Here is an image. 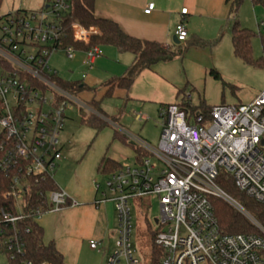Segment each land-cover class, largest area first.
I'll use <instances>...</instances> for the list:
<instances>
[{
  "label": "built area",
  "instance_id": "1",
  "mask_svg": "<svg viewBox=\"0 0 264 264\" xmlns=\"http://www.w3.org/2000/svg\"><path fill=\"white\" fill-rule=\"evenodd\" d=\"M69 9L70 0H46L37 11L19 9L0 16V184L8 185L2 197L15 200L14 214L0 207V254L9 259L23 249L16 235L18 223L79 205L58 188L45 194V209H30L26 200L33 181L53 179L66 112L78 104V98L54 83L56 73L47 66L52 53L62 51L70 60L76 52L62 40L60 20ZM152 9L149 3L143 13ZM179 14L173 34L182 43L187 37V9ZM70 32L82 42L98 34L96 28L77 22ZM256 32L264 37V21H257ZM83 54L82 65L90 69L102 50L94 45ZM159 117L156 147L124 132L136 150L134 164L100 172L105 175L104 189L94 181L99 194L94 204L112 202L117 220V251L106 264H116L120 257L126 264H137L130 243L129 204L145 196L158 198L153 239L162 252L158 264H264V227L217 184L219 177L229 178L239 193L264 205V89L246 104L216 105L208 112L167 104L159 107ZM136 120L144 117L136 115ZM213 199L228 204L255 232H222ZM99 244L88 241L93 250Z\"/></svg>",
  "mask_w": 264,
  "mask_h": 264
},
{
  "label": "rangeland",
  "instance_id": "2",
  "mask_svg": "<svg viewBox=\"0 0 264 264\" xmlns=\"http://www.w3.org/2000/svg\"><path fill=\"white\" fill-rule=\"evenodd\" d=\"M45 3L46 0H3L0 5V16L19 9L37 11ZM235 18L241 28L253 32L250 40L251 56L254 60H259L260 66L245 63L234 56L230 40L232 22H229L223 29L222 36L216 38L212 46L210 64L211 68L220 75V80L208 76L207 71L203 69H189L192 74L190 77L193 79L190 80L187 79L181 65L178 68L173 67L174 74L180 81L177 85L178 89L173 88L174 102L182 99L196 108L221 104H246L264 89V41L256 32L257 21H264V4H252L250 0H243L237 9ZM230 19L232 20L231 17ZM100 48L104 52L103 60L107 64L102 65L103 67L97 64L91 70L87 68V71L83 70L87 73L84 82L89 88L79 94L78 99L83 101L91 99L94 94L96 98L100 97L99 84L109 78L122 76L125 70L119 71L117 61L106 53L104 46ZM172 50L175 53L184 52L182 46L176 44H172ZM200 57L199 52H187L182 60L192 61ZM177 60V63L182 61ZM76 61V59H67L62 51H57L51 54L47 66L63 81H78L81 71ZM92 88L96 89L95 93ZM101 98H98V100L101 99L99 107L104 115H98V117L106 126L100 131L81 122V119L88 118L92 114L90 110L82 109L81 113L80 107L75 105L72 110L66 112L65 124L59 135L64 158L52 174L54 183L60 190L69 191L76 167L81 169L83 177L94 172L93 179L99 181L101 189H104L105 175L95 171V162L99 154H102L101 157L111 155L113 147H115L114 154L120 165L134 164V152L127 144L129 141L125 143L114 140L115 130L144 139L151 147L157 145L162 120L159 117V108L156 103L132 101L117 93ZM132 112L141 114L145 120H135ZM129 206L130 243L133 258L137 260V264H149L151 237L157 230L154 219L160 214L158 198L145 196L131 199ZM115 243V237H110L97 250L90 249L88 245L83 246L79 264H106L107 258L117 251ZM0 264H9L6 255L0 254ZM116 264H126V262L120 257Z\"/></svg>",
  "mask_w": 264,
  "mask_h": 264
},
{
  "label": "crops",
  "instance_id": "3",
  "mask_svg": "<svg viewBox=\"0 0 264 264\" xmlns=\"http://www.w3.org/2000/svg\"><path fill=\"white\" fill-rule=\"evenodd\" d=\"M230 2L231 0L229 2H226V0H96L94 6L95 15L99 18L113 21L124 34L142 41L155 42L164 49H172V44H176L182 46L184 50L181 56H176L170 62H159L152 65L150 69L143 70L134 79L127 91L114 89L112 94H122L125 99L142 103L150 101L156 103L158 108L170 103L178 104L180 100L174 102L175 94L173 88L177 87L178 89L177 85L180 81L177 80L173 67L178 68L181 65L187 79L190 80H193L190 77L192 75L190 73L191 69H203L207 71L206 73L209 76L208 72L212 69L210 62L213 43L216 38L222 36V31L227 24L232 22L229 16ZM149 3L153 4V9L149 14H145L143 9ZM182 8L187 9V15L183 16L187 37L184 42L178 43L175 40L173 31L181 20L179 12ZM104 48L106 53L117 61L116 64L119 66V71L125 69L123 76L133 61V55L127 52H120L112 46H104ZM187 52H199L201 57L197 58V60L183 61L184 54ZM83 57V51H76L74 57L70 60H77V66L79 71H81L80 80L85 84L84 79L87 77V73L83 72L86 69L82 65ZM103 58L104 52L102 50V56L94 61L92 67L97 64L105 66L107 62ZM177 59L182 61L177 63ZM82 74H85L83 79ZM104 82L99 84L100 97L96 98L94 94L89 100L78 99V104L76 105L80 107L81 113L82 109H88L91 111L90 113H94L89 108L88 103L92 100L100 101L102 99L101 97L104 96L106 91V87L102 86ZM92 89L95 93L96 89ZM98 98L101 99L98 100ZM132 113L135 120L136 115L142 116L138 113ZM142 140L146 142V140ZM114 149L115 147H113L111 155L103 157L117 162ZM100 155L102 154H99L95 162L96 172H98V165L103 158ZM63 158L61 152L60 161ZM93 175L94 172L83 177L81 169L76 167L72 185H70L69 191L66 192L77 200L79 205L65 208L58 212L46 213L37 221L42 228L43 242H52L66 264H79L81 250L83 246L88 245L89 240L99 241V247H101L107 238L114 237L116 231L117 220L113 203L94 204V201L99 199V194L94 187L95 180Z\"/></svg>",
  "mask_w": 264,
  "mask_h": 264
},
{
  "label": "trees",
  "instance_id": "4",
  "mask_svg": "<svg viewBox=\"0 0 264 264\" xmlns=\"http://www.w3.org/2000/svg\"><path fill=\"white\" fill-rule=\"evenodd\" d=\"M3 0H0V5ZM230 0H226L229 2ZM243 0H231L229 5V16L232 18L231 26V45L234 56L245 63L254 66H260L259 60H254L251 56L250 40L253 32L246 28H241L235 15L238 7ZM252 4L262 3L264 0H250ZM96 0H70V9L61 17V25L64 31L62 37L63 44L73 47L76 51H85L94 45L98 46H112L120 52H127L133 55V61L126 69L123 76L112 78L102 84L106 87L105 96H111L114 89H121L127 91L132 85L134 79L145 69H150L152 65L159 62H170L176 56H181V53H175L171 48H162L159 44L151 41H142L124 34L118 25L111 20L99 18L94 13V6ZM77 22L86 28H96L97 35L90 37L89 42H82L75 40L70 32V25ZM264 41V37H261ZM209 76L216 80H220V75L213 69L208 72ZM54 83L62 90L68 92L75 98L79 94L88 89L82 80L78 81H63L57 76L53 77ZM180 106L191 112L201 111L208 112L210 107L201 106L199 108L193 107L185 100H180ZM100 101L92 100L88 103L89 108L94 112L88 118L81 119L85 123L96 130L100 131L106 124L98 115L103 116L104 113L99 107ZM114 140L127 142L124 134L114 131ZM133 152L135 148L131 143H127ZM121 165L107 157H103L98 165L97 171L103 174L115 171ZM217 184L232 198L237 200L245 210L262 226L264 227V205L255 203L243 194L239 193L234 187L231 179L219 177ZM7 184H0V207L5 211L15 213V200L12 198H3L2 193L7 190ZM57 190L54 180L46 177L44 180H37L31 183V188L26 197L28 208H46L45 194L47 192ZM215 216L218 221L220 230L227 234L236 233H254L255 228L233 208L219 199L212 201ZM25 228H29V232H25ZM16 235L21 238L23 242V249L20 254H16L13 259L8 258L9 264H66L62 255L56 250L52 242L44 243L42 240V228L37 221L28 219L16 225ZM154 233L151 237V252L149 264H158L162 256L161 250L154 245Z\"/></svg>",
  "mask_w": 264,
  "mask_h": 264
},
{
  "label": "water",
  "instance_id": "5",
  "mask_svg": "<svg viewBox=\"0 0 264 264\" xmlns=\"http://www.w3.org/2000/svg\"><path fill=\"white\" fill-rule=\"evenodd\" d=\"M176 42H177V41H176ZM156 222H157V220L155 219V220H154V223L156 224Z\"/></svg>",
  "mask_w": 264,
  "mask_h": 264
},
{
  "label": "flooded vegetation",
  "instance_id": "6",
  "mask_svg": "<svg viewBox=\"0 0 264 264\" xmlns=\"http://www.w3.org/2000/svg\"><path fill=\"white\" fill-rule=\"evenodd\" d=\"M155 220V219H154Z\"/></svg>",
  "mask_w": 264,
  "mask_h": 264
}]
</instances>
